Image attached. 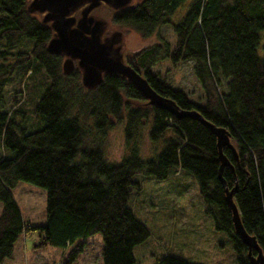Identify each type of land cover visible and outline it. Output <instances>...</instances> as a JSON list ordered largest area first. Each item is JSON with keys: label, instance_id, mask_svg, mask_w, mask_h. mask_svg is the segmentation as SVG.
I'll list each match as a JSON object with an SVG mask.
<instances>
[{"label": "trees", "instance_id": "1", "mask_svg": "<svg viewBox=\"0 0 264 264\" xmlns=\"http://www.w3.org/2000/svg\"><path fill=\"white\" fill-rule=\"evenodd\" d=\"M27 2L0 0V141L5 150L0 154V264L12 256L22 235L36 229L44 234L35 248H65L98 233L103 264H134V248L150 235L129 206L131 188L140 187L134 176L164 181L178 170L196 179L215 229L233 240L237 264H250L225 201L211 128L194 116L178 118L149 105L118 74L104 75L94 88L83 86L77 66L64 74V57L47 50L50 26L27 10ZM111 22L143 38L171 26L173 45L157 35L156 44L128 54L126 62L159 95L228 132L234 151L223 147L229 166L221 177L233 191L243 228L264 256V56L257 51L264 0H141L112 12ZM17 45L22 48L14 52ZM163 60L172 66L191 63L201 101L152 71ZM9 82L13 91L6 100ZM117 122L124 123L126 153L112 162L105 141ZM146 126L149 141L160 143L151 156L140 149ZM19 181L45 189L43 225L23 218L12 194ZM76 255L60 264H72ZM156 264L194 263L165 255Z\"/></svg>", "mask_w": 264, "mask_h": 264}, {"label": "rangeland", "instance_id": "2", "mask_svg": "<svg viewBox=\"0 0 264 264\" xmlns=\"http://www.w3.org/2000/svg\"><path fill=\"white\" fill-rule=\"evenodd\" d=\"M189 2L184 4L172 17L179 20L186 11ZM93 14L108 21V33L121 31L123 33L125 57L144 47L156 44L158 37L173 45L174 33L170 25L159 28L148 38H143L129 27H118L110 20V11L102 5ZM17 45L14 52L20 50ZM259 56H264V30L260 33L258 46ZM152 71L175 88L188 91L192 99L201 101V90L195 80L191 63L171 65L167 60L157 63ZM13 82H16L14 80ZM10 82L6 84L4 95L10 100L12 93ZM45 86L42 89V93ZM44 125L43 122L41 124ZM148 126L145 127L140 143L144 156H151L160 147L152 144L147 137ZM105 152L109 161H119L126 153L124 141V123L117 122L108 132ZM0 154L5 150L0 141ZM143 156V157H144ZM140 187L133 186L130 192L129 206L134 215L149 229L148 239L134 248V264H156L165 255L180 257L194 264H237L233 240L224 231L215 229L213 218L206 212L204 200L200 194L196 179L178 170L170 174L164 181H157L138 174L134 176ZM12 194L16 200L23 218L34 225H43L46 220V191L44 188L28 182L19 181ZM1 207V206H0ZM44 234L41 229L22 235L14 245L12 256L4 259L2 264H60L71 258L76 252L72 264H103L100 234H94L64 247L47 246L35 248L34 245Z\"/></svg>", "mask_w": 264, "mask_h": 264}, {"label": "water", "instance_id": "3", "mask_svg": "<svg viewBox=\"0 0 264 264\" xmlns=\"http://www.w3.org/2000/svg\"><path fill=\"white\" fill-rule=\"evenodd\" d=\"M133 0H31L27 6L30 13L44 14L43 23L51 22L54 34L47 43V50L51 54L64 57L62 70L70 73L75 66L81 72V83L86 88H94L102 82L106 74H118L130 81L147 99L149 105L168 110L178 118L194 116L211 128L217 138L220 160L219 177L224 187L225 201L232 213L234 232L241 242L248 248L250 264H264V256L255 237L250 236L242 226L240 212L233 198V191L229 190L221 177L222 168L229 166V162L222 153L223 147L234 151L229 142V134L225 129L217 128L205 121L196 111L181 110L173 100L162 97L149 85L145 77L132 68L124 59V41L121 31H113L103 37L108 28L104 18L95 17L91 12L99 8L102 3L115 11L126 9ZM80 11L75 18L73 13ZM76 61V63H75ZM253 251L257 252L254 256Z\"/></svg>", "mask_w": 264, "mask_h": 264}, {"label": "flooded vegetation", "instance_id": "4", "mask_svg": "<svg viewBox=\"0 0 264 264\" xmlns=\"http://www.w3.org/2000/svg\"><path fill=\"white\" fill-rule=\"evenodd\" d=\"M31 0H28V2H27V6H28V4H29V2H30ZM139 2H141V0H133L132 1V3L128 6V7H133V6H135V5H137ZM102 5H106V4H104V3H102L101 4V6ZM107 7H108V10L110 11V14L112 15V12H116L115 10H113V9H111L108 5H106ZM127 7V8H128ZM80 11L81 10H78V11H76L75 13H73V16L75 17V18H78L79 16H80ZM94 11V10H93ZM93 11L91 12V14H93ZM35 15H37L40 19H41V21H42V19H43V17H44V14H41V13H37V12H35L34 13ZM94 15V14H93ZM95 17H99V16H96V15H94ZM100 18H102V17H100ZM110 20H111V16H110ZM107 21V20H106ZM43 22V21H42ZM108 22V21H107ZM50 27H51V22H49V23H47ZM52 30V36H53V34H54V30L53 29H51ZM108 31V28H107V30L105 31V33H104V35H103V37H107L108 35H110L111 33H108L107 32ZM123 55H124V59H125V61H126V57H125V53L123 52ZM75 63H76V61H75Z\"/></svg>", "mask_w": 264, "mask_h": 264}]
</instances>
